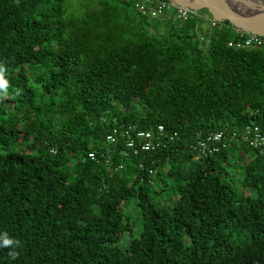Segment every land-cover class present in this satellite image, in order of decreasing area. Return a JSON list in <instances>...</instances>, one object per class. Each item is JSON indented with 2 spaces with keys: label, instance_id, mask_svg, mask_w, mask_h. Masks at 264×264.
<instances>
[{
  "label": "trees",
  "instance_id": "trees-1",
  "mask_svg": "<svg viewBox=\"0 0 264 264\" xmlns=\"http://www.w3.org/2000/svg\"><path fill=\"white\" fill-rule=\"evenodd\" d=\"M82 2L0 0V264H264V147L190 151L264 132V46ZM158 125L176 136L153 153L104 144Z\"/></svg>",
  "mask_w": 264,
  "mask_h": 264
},
{
  "label": "built area",
  "instance_id": "built-area-1",
  "mask_svg": "<svg viewBox=\"0 0 264 264\" xmlns=\"http://www.w3.org/2000/svg\"><path fill=\"white\" fill-rule=\"evenodd\" d=\"M129 2L132 8L149 22L172 23L182 25L194 20L198 41L205 48L209 44V38L214 31L220 30L226 24L215 20L208 12L196 10L187 6L175 4L171 0H124ZM230 25V24H229ZM234 33V40L228 42V47L240 50L257 49L264 46V38L249 34L234 28L230 25ZM176 135H169L162 125H158L149 130H138L135 127H112L105 135L104 144L107 146H123L122 155L124 157H139L146 153H153L165 146L167 142L174 139ZM244 142L248 147L261 149L264 147V132L254 125H247L241 131L231 133L225 131L210 132L203 137H199L190 145L193 159L198 161L206 159L227 149L233 142ZM91 161H96L97 156L94 151L88 153ZM105 163L110 162L109 154L104 157ZM142 167L140 164L139 168ZM152 174V170L149 172Z\"/></svg>",
  "mask_w": 264,
  "mask_h": 264
},
{
  "label": "water",
  "instance_id": "water-1",
  "mask_svg": "<svg viewBox=\"0 0 264 264\" xmlns=\"http://www.w3.org/2000/svg\"><path fill=\"white\" fill-rule=\"evenodd\" d=\"M208 12L219 22L264 38V0H171Z\"/></svg>",
  "mask_w": 264,
  "mask_h": 264
},
{
  "label": "clouds",
  "instance_id": "clouds-1",
  "mask_svg": "<svg viewBox=\"0 0 264 264\" xmlns=\"http://www.w3.org/2000/svg\"><path fill=\"white\" fill-rule=\"evenodd\" d=\"M3 72H4L3 68L0 67V89H6V87H7V81L3 78ZM12 243H13V241L10 239H7V238L3 239V245L4 246H9Z\"/></svg>",
  "mask_w": 264,
  "mask_h": 264
},
{
  "label": "rangeland",
  "instance_id": "rangeland-1",
  "mask_svg": "<svg viewBox=\"0 0 264 264\" xmlns=\"http://www.w3.org/2000/svg\"><path fill=\"white\" fill-rule=\"evenodd\" d=\"M68 1L71 3V7L73 8V9L71 8V10H76V9L81 11L83 10V8L81 7L83 0H68ZM131 216L132 217L135 216L133 211L131 212ZM125 237H127V235H125Z\"/></svg>",
  "mask_w": 264,
  "mask_h": 264
}]
</instances>
